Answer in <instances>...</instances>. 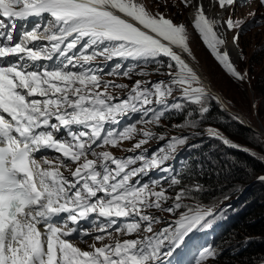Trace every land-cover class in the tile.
Instances as JSON below:
<instances>
[{
    "label": "snow or ice",
    "instance_id": "snow-or-ice-1",
    "mask_svg": "<svg viewBox=\"0 0 264 264\" xmlns=\"http://www.w3.org/2000/svg\"><path fill=\"white\" fill-rule=\"evenodd\" d=\"M182 2L187 9L195 10V29L216 59L233 77L244 81L246 74L238 70L227 50H221L228 41L220 33L221 27L232 32V43L239 44L241 22L231 15L224 19L209 17L202 0ZM215 3L220 10L228 11L236 0H215ZM259 3L264 6V0ZM44 14L52 19L41 31ZM0 17L7 18L12 29L16 20L36 17L41 21L25 31L19 42L0 46V264H160L162 258L178 257L192 235L213 227L217 217L214 205L192 207L183 203L193 188L182 187L173 198L166 195L164 178L142 186L130 183L131 178L153 168L170 172L161 166L177 151L178 145L187 142V136L172 137L169 151L159 156L153 154L151 159L140 155L122 160L110 151L98 152L93 148L101 140L105 124H118L119 118L128 113L142 112L148 116L153 109L144 106L152 104V97L157 98V103L166 104L177 87L182 89L185 102L197 106L201 120L210 112L213 101L221 108L226 107L177 51L192 55L185 23L174 22L165 13H154L138 0H0ZM7 28L8 24L0 19V29ZM4 35L0 31V37ZM6 40H13L11 30ZM37 40L50 41V47H28ZM78 45L79 54L68 55ZM89 49L91 53L86 54ZM57 53L59 66L32 67L31 62L52 60ZM98 56L109 61L119 57L143 61L145 65L154 63L157 72L168 79L152 83L151 88L150 81L137 80L128 97L115 103L118 97L97 90L102 84L106 89L110 83L97 75L101 69L85 67ZM162 56L169 58L165 72H160L165 67L159 59ZM11 57L18 59L4 66ZM69 65L80 70L73 71ZM136 67L130 65L122 74L129 76ZM120 68L117 63L111 72ZM140 74L149 75L143 71ZM171 107L183 111L185 104L178 102ZM163 115V111L158 112L152 119L158 123ZM187 116L184 124L174 127H196L197 121L191 119L193 112L189 111ZM74 125L82 126L83 130L73 131ZM62 128L69 138H57L56 133ZM134 131L131 125L119 134L110 129L102 144L116 145L119 139H129ZM206 132L224 145L239 147L215 128ZM153 135L145 132V139L135 148H141ZM159 139L165 137L161 135ZM42 149L54 150L62 156L38 159L36 153ZM65 158L75 165L74 169L65 163ZM137 160L143 164L126 171ZM62 168L67 169L71 179ZM197 168L202 173L203 166ZM259 179L264 181V176ZM150 183L160 186V190L150 188ZM179 185L181 180L173 176L168 188ZM203 189V185H195V191ZM170 199L172 205L163 207ZM152 208L177 218L154 230V225H161V218L144 211ZM61 213H67V217L57 225L53 218ZM92 213L107 218L108 223L80 233L81 237L99 233L93 237L90 250H83L69 237L77 232L79 221ZM118 218L130 220L113 231L133 234L139 233L143 226L151 235L112 239L107 230L118 223ZM106 235L109 242H105ZM216 255L214 249L206 247L197 264Z\"/></svg>",
    "mask_w": 264,
    "mask_h": 264
},
{
    "label": "rangeland",
    "instance_id": "rangeland-1",
    "mask_svg": "<svg viewBox=\"0 0 264 264\" xmlns=\"http://www.w3.org/2000/svg\"><path fill=\"white\" fill-rule=\"evenodd\" d=\"M228 42L232 41L228 39ZM234 45L236 53L234 55L230 51V58L238 70L246 74V79L244 81H240L233 77L231 73H229L216 59L214 54L207 51L199 42H197L194 47L195 54L193 56V62L197 68H194V70L198 72V75L204 82L206 88L212 94L214 93L213 95L218 96L217 93H220L223 97H220V99L224 100L232 109L238 110L242 115L239 116L233 114L224 108V111L227 112L229 118L233 121L242 123L248 122L257 128H260V130H263L262 134L252 129L253 135L249 136L251 142L263 147L264 119L260 114H256L257 105L261 104V97L255 92L254 83H252L253 81L251 82V79L254 78L251 68L254 64L252 63L254 51H259L264 46V25L248 29L246 33L241 34L239 44ZM254 73L256 72L254 71ZM250 74L252 76H250ZM262 75V78H264V74ZM220 88L223 89L232 99L233 104L236 107L229 103ZM193 117H195V115H193ZM198 123L199 122H197V124ZM208 127L215 128L201 120L200 125L197 128L182 129L181 132L182 135H186L189 140H199L206 144L213 153V159L210 163L209 171L210 173H214L217 176L218 181L222 182V184L216 192L212 193L210 197V205H214L215 208L221 207L237 212L235 206L238 202V204H240L239 208L242 211L247 210L250 203L249 193L251 192L252 182L250 184H242V179L239 175L242 174L243 171V173L247 172L250 176H255L257 174V172H255V167L260 164L264 166V153H260L257 150L245 146L246 144L240 140L239 136L232 138L220 129H217L225 136V138L230 139L233 143L239 145V147L233 148L224 145L219 139L207 134L206 129H208ZM256 133L261 135V137ZM238 151L245 153L248 158L241 159L237 157ZM258 183L259 186L264 189V181L259 180ZM225 197H227V199H225ZM240 229V227H235L228 238L222 241L225 251L227 252L223 254L226 256L221 257L224 263L220 262L219 264H242V262H240L241 260L235 258V254H232V249L235 247L234 243L242 240L247 235ZM237 246L236 251L238 252L241 250V247L239 245ZM222 248L223 247L221 246L220 250ZM238 253H241V251Z\"/></svg>",
    "mask_w": 264,
    "mask_h": 264
},
{
    "label": "trees",
    "instance_id": "trees-1",
    "mask_svg": "<svg viewBox=\"0 0 264 264\" xmlns=\"http://www.w3.org/2000/svg\"><path fill=\"white\" fill-rule=\"evenodd\" d=\"M252 63L254 64L251 68V72L254 78L251 79V82L253 81L252 83H254L255 92L261 97V104L257 105L256 114H260L264 119V78H262V74H264V47L259 51H254ZM254 71L256 73H254ZM252 75L250 74V76ZM221 91L229 103L235 106L232 99L224 92V90L221 89ZM211 106L213 108L209 113L205 114L204 122L215 127L216 129H220L229 137L234 138L235 136H239L240 140L246 144L245 146L257 150L260 153H264V146L261 147L249 140V136L253 135V130L251 128L242 122L233 121L231 118H229L227 112L224 111V108H221L215 101L212 102ZM196 113L198 114V109H196ZM181 120L182 118L179 119V121ZM195 120L197 122L198 120L201 121L199 116H196ZM256 134L261 137V135L258 133ZM237 157L241 159L248 158V156L241 151L237 152ZM255 172H257L255 176H250L247 172L243 173V171L242 174L239 175V177L242 179V184H250L252 182L251 192L249 193L250 203L247 207V210L242 212L239 221V223H241H238L239 225L237 226L241 228L240 230L247 234L246 237L243 238L239 243L240 247L245 246L246 248L240 255L236 251V247L232 249V254H235V258L240 259L241 261L246 260L245 262H251L247 259H253L254 254H257L259 257L264 259V189L261 188L258 183L260 180L258 177L260 175H264V166L261 164L256 166ZM191 174L192 181L190 183H193L194 180H196L198 181L197 184H203L204 186L203 191L200 192L195 191L193 187V192L190 195L191 200H204L206 203H209L208 198L211 197L212 193L219 189L222 182L218 181L217 176L214 173H209L206 177H202L201 173L198 174L193 172ZM247 244L248 246H246Z\"/></svg>",
    "mask_w": 264,
    "mask_h": 264
},
{
    "label": "bare ground",
    "instance_id": "bare-ground-1",
    "mask_svg": "<svg viewBox=\"0 0 264 264\" xmlns=\"http://www.w3.org/2000/svg\"><path fill=\"white\" fill-rule=\"evenodd\" d=\"M203 2L205 0H202ZM235 45L232 43V42H228L226 45H225V48L226 50L230 53V51L235 55L236 51H235ZM217 233H221V231H217Z\"/></svg>",
    "mask_w": 264,
    "mask_h": 264
},
{
    "label": "water",
    "instance_id": "water-1",
    "mask_svg": "<svg viewBox=\"0 0 264 264\" xmlns=\"http://www.w3.org/2000/svg\"><path fill=\"white\" fill-rule=\"evenodd\" d=\"M227 109H229V108L227 107ZM248 125H249V124H248ZM249 126L252 127L254 130L260 132V133H262V131H263V130H260L259 128L255 127V126H252V125H249ZM262 134H263V133H262Z\"/></svg>",
    "mask_w": 264,
    "mask_h": 264
}]
</instances>
